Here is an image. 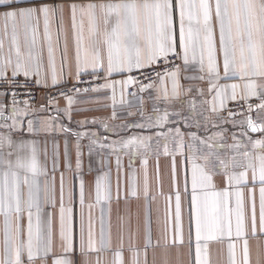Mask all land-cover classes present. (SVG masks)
Masks as SVG:
<instances>
[{
    "label": "snow or ice",
    "instance_id": "1",
    "mask_svg": "<svg viewBox=\"0 0 264 264\" xmlns=\"http://www.w3.org/2000/svg\"><path fill=\"white\" fill-rule=\"evenodd\" d=\"M70 10L71 40L69 46L68 33L64 32L63 3L49 2V0H0V22L3 24V36L7 37L11 30V44L7 55L3 54L4 40L0 39V82L9 86L16 83V77L23 75L26 81L35 77V85L41 88H57L64 84V68L68 66L71 57L75 63L76 82L79 83L82 74L91 75L94 80L103 79L104 83L97 84L84 92H100L110 89L112 92L113 113L116 119L115 94L117 86L120 88L121 103H127L124 96L131 95L138 98L137 92H130V86H137L139 80L133 73H144V79H150L145 69L158 66L162 61L165 68L163 74L159 71L156 76L161 83L167 76L172 80V98L178 97L180 85L178 77L182 70L187 71L190 65L198 66L200 73L207 72L209 77V92H215L211 111L219 113L227 102L242 100L247 115L243 112L229 111L224 122L234 125V117L244 115L240 125H246L241 132L247 143L238 140L232 134L233 144L228 147L232 155L222 156L220 150L225 146L218 141L223 139L222 133H213L201 138L196 132L187 135L193 143L188 145L191 155L187 158L191 172V207H190V247L191 229L195 233V264H210L208 259V243L227 234L237 239H243L242 261L236 259V244H229V264H251L248 242V222L250 220L251 234L264 235V138L253 140L248 132L261 133L264 136V0H116V2H101L77 4L67 6ZM59 15L56 47H53L51 28ZM79 18V23H78ZM88 21V34L85 36L84 19ZM178 18V42L176 22ZM43 22V39L47 48L48 73L43 71V63L39 47V25ZM218 29V42H217ZM23 31L25 36L26 52L22 53L18 43V32ZM64 33V49L61 54V70L56 71V52L59 51V37ZM175 61H181L176 64ZM169 65H173L169 67ZM221 66L223 75L221 76ZM11 71V77L7 75ZM103 74V75H101ZM114 75L123 79H112ZM186 79L203 80L204 75L185 77ZM239 79L238 83H217L221 79ZM50 80V83H49ZM258 81H261L258 83ZM23 87V85H21ZM75 87V86H73ZM151 84L139 86V93L151 88ZM73 89L64 90L61 87L59 95L67 104L61 111L71 122V109L74 103L73 96L69 94ZM7 91V90H6ZM81 89L75 88L79 94ZM191 92L189 88L185 90ZM203 95L202 89L196 90ZM5 92H0L4 96ZM30 95V93H29ZM16 93H12V106L5 114V105L0 102V217H3V256L0 264H76L75 255L83 257L81 264H101L99 257L94 262L88 259L89 253L99 252L110 247L111 237L105 236L102 229L99 245L94 237L91 215L88 218L87 238H85V221L83 207L85 202L84 182L81 179L83 172V151L80 141L89 140L88 155H93L94 149H109L116 154V167L119 174L121 160L119 153L129 154V167L132 157L142 155L151 148L152 136L130 135L109 141L108 136L100 137L97 132L76 131L75 162L70 157L67 140L64 147V171L59 178V248L60 254L53 251L54 232L52 213H47L46 221L42 219L44 209L40 204L39 177L43 176L44 204L55 208L56 183L55 175L49 177L46 165L41 164L36 142L26 140L22 133L35 134L41 130L48 131L59 127L64 132H71L67 126L56 125L58 116H49L39 120V126L33 119L27 120V128L23 127V118L30 113L29 102L24 101V108L17 107ZM165 90L163 99L167 100ZM141 108L143 97H139ZM156 99H160L159 96ZM259 103H249L250 100ZM49 104L56 102V97L47 96ZM191 116H195L196 101L190 100ZM218 105V106H217ZM33 111H36L33 109ZM39 111H48L47 105L41 104ZM257 113V119L251 113ZM153 106V117L147 118V123L136 122L120 125L124 129H162L168 124L170 116L180 117L172 123H183L184 127L191 128L190 117L181 116L179 111L169 113L167 109L163 114ZM136 113L128 112L129 116ZM141 117L144 112L141 110ZM208 117H205L207 121ZM81 126L89 121H79ZM91 123H96L92 120ZM200 122L195 121V127L200 128ZM217 125L213 124V127ZM105 132L110 131L107 123H102ZM206 130V129H205ZM115 131V130H112ZM119 135V133H115ZM156 136H173L176 140V151L183 157L184 133L179 127L169 128L167 132L157 131ZM207 149L206 153L196 156L199 151L195 142ZM249 145L251 151L248 150ZM244 151H240L241 149ZM259 151H256V150ZM164 155H170L168 145H164ZM45 152V159H47ZM200 160L201 163L196 161ZM104 165L107 159L99 161ZM184 161H182V164ZM141 164L146 166L147 160L142 159ZM60 168L59 152L54 151L51 157V170L55 173ZM91 170V163L89 164ZM188 169L185 168V192H187ZM66 174L79 180V202L81 207L79 244L75 243V228L73 208V190L70 184L66 185ZM220 178L225 187L215 190L214 180ZM107 173L97 177L95 182L96 203L103 199H111V188L107 182ZM172 186L176 189L175 233L171 240L164 236V245L182 244L180 195L177 187L176 163L173 157L171 169ZM157 182L159 183V168H157ZM251 184L252 187L248 188ZM259 185V228L257 229V214L254 192ZM244 188H248L250 216L246 213ZM26 189V192L24 191ZM162 195V193H157ZM140 192L136 185L135 172L129 173V182L126 196L139 198ZM147 171L145 168L143 196L145 207L150 198ZM67 197V203H66ZM120 198L119 175L117 182V199ZM155 199L154 196L151 197ZM171 200V197H166ZM234 201V207L232 203ZM92 205H89L91 209ZM26 219V227L23 221ZM121 226L124 217H120ZM160 241L156 242L159 246ZM120 247H123L121 236ZM153 247L151 237V219L146 210L144 217V246L143 262L141 250L134 244L130 245V264H148L147 250ZM113 264H124L122 252L114 253ZM258 264L264 260L258 259Z\"/></svg>",
    "mask_w": 264,
    "mask_h": 264
},
{
    "label": "crops",
    "instance_id": "2",
    "mask_svg": "<svg viewBox=\"0 0 264 264\" xmlns=\"http://www.w3.org/2000/svg\"><path fill=\"white\" fill-rule=\"evenodd\" d=\"M49 2L63 3L65 5L64 13V32L68 33L69 46H72L71 40V20H70V10L68 5L72 3L86 4V3H101L109 2V0H49ZM116 2V0H112ZM3 9H0L2 11ZM79 23V18H78ZM59 27V15L57 21L52 25V43L53 47H56L57 42V29ZM178 18L176 22L177 30V42H178ZM84 30L85 36L88 34V21L87 18L84 19ZM218 29H217V42H218ZM0 39L4 40L3 54L7 55L9 47L11 44V30L7 37L3 36V24L0 22ZM65 36L62 32L59 37V51L56 52V71L57 74L61 70V54L64 49ZM18 43L20 45L22 53L26 52L25 47V36L23 31L18 32ZM38 50L41 53L43 71L45 74L48 73V62H47V48L44 44L43 39V22L39 25V47ZM181 67L183 69L182 63L180 61ZM198 66L190 65L187 71L182 70L179 77L178 83L180 85V95L176 98H172V80L165 76L163 83L158 79L151 88L147 89L143 93H139V89L136 91L138 93V98H133L131 95L124 96L123 99L127 103H121V93L120 88L117 86L115 99V112L116 119H112L113 113V101L111 99L112 92L110 89L102 90L100 92H86L80 93L73 96L74 103L71 109V122L67 119L64 113L61 111L59 114L56 109H64L67 107L65 99L56 100L54 104H49L43 99H39L34 104L28 105L29 115L23 118V127L27 128V120L33 119L37 122L39 126V120L45 119L49 116H58L56 120V125L63 124L71 129V132H64L56 127L55 129H50L48 131L41 130L35 134H28L26 131L22 133L23 138L26 140H33L36 142V147L39 153V160L41 164L46 165L49 172V177L55 175L56 183V199L57 204L55 208L49 207L44 204L43 201V184L44 177H39L40 183V204L44 209V214L42 219L46 221L47 213H52V223L54 232V247L53 251L56 255L60 254L59 248V178L60 172L64 171V147L65 141L68 143V150L70 157L75 162V142L76 137L72 133L76 131H87V132H97L102 138L104 136L109 137V141L120 139L122 137H127L130 135H150L152 136L151 148L149 151L143 153L142 155L133 156L131 167H129V154L124 151L119 153L121 160V168L118 174L116 167V154L112 153L109 149H101L96 147L94 149L93 155L89 157L88 155V144L89 140L84 138L80 141L82 146L83 155V172L81 174V179L84 182V195L85 202L83 207V215L85 221V238H87V224L89 215H91L94 237L97 241V247L99 248V240L101 231L103 229L105 236L111 237L110 247L104 248L99 252L89 253L88 259L90 262H94L97 257L100 258L101 264H113L114 253L117 250L122 252L124 264H130L131 254L129 251L130 245L134 244L135 247L141 250V261L143 262V246H144V217L147 210L151 219V237L153 241V247L147 250V262L148 264H195V233L194 229H191V247H190V207H191V172L190 165L187 164V158L189 155L193 154L190 152L188 145L193 143L190 141L187 133L196 132L201 138H206L213 133H222L223 139L218 141L225 147L220 150L222 156H229L233 154V151L228 147L234 143L232 139V134L235 133L238 140L247 143L245 137L241 136V132L246 130V125H240L238 122L245 118L244 115H237L234 120L237 123L234 125L231 122H224L227 117L221 115V110L218 114L211 111L212 105L206 103V101H213L215 92H209V77L207 72L200 73ZM75 63L74 60L69 59V64L64 68V84L66 85L70 82L76 80L75 77ZM7 75L11 77V71L9 70ZM83 75V74H82ZM204 75V79H186L185 77L190 76H200ZM223 75V69L221 66V76ZM124 77L119 75H114L112 79H123ZM15 79H25L24 76L18 75ZM31 80L35 81V77ZM261 81H258V83ZM50 83V80H49ZM220 85L238 83L243 85V81L237 79H221L218 81ZM62 85V86H63ZM191 88V92H186L185 90ZM197 89L203 90V95L198 94ZM165 90L168 93V99H163ZM159 96L160 99H156ZM139 97H143L144 104L141 108ZM190 100L196 101L195 116H191L192 109L189 105ZM239 100V99H238ZM255 100V99H254ZM259 103L258 100H256ZM0 102L5 105V114H8V110L11 108L12 104L8 103L6 98L0 96ZM228 102H231L229 100ZM227 102V103H228ZM47 105L48 111H39L40 105ZM19 108H24V104H17ZM153 106L160 110L159 114H163L164 110L167 109L169 113L179 111L181 116H188L189 124L193 126L191 128L184 127L183 123L175 124L172 121L180 119V117L170 116L169 123L166 124L162 129L152 128V129H124L120 128V125L127 123L145 122L147 123L148 117H153L155 119L156 114L153 113ZM218 106V105H217ZM35 109L36 111H33ZM141 110L144 112V116L141 117ZM136 113L133 116H129L128 112ZM247 115V114H245ZM264 116V113H261ZM205 117H208L205 121ZM254 120L257 119V113L252 116ZM89 121V123L81 126L79 121ZM92 120H96V123H91ZM195 121L200 122V128L195 127ZM102 123H107L110 131L105 132ZM213 124L217 125L213 127ZM179 127L184 135V149L183 157L176 151V140L173 136H156L157 131L167 132L169 128ZM206 129V130H205ZM115 130V131H112ZM115 133H119L116 135ZM253 140L264 138L261 133H251L248 132ZM168 145L170 155H164V145ZM196 151L194 154L196 156L206 153L207 149L199 144L198 141L195 142ZM248 150L251 151V146L249 145ZM54 151L59 152L60 168L57 172L52 173L51 170V157ZM240 151H244L242 148ZM256 151H259L258 149ZM45 152H47L48 158L45 159ZM173 157L176 163V175H177V187L180 195V209H181V228L183 243L182 244H171L167 246L164 245V236L167 235L168 239L171 240L175 233V212H176V189L172 186L171 180V169ZM107 159V164L104 165L99 163L102 159ZM146 159V166L141 164V160ZM182 161L184 163L182 164ZM197 163L202 161L197 160ZM91 163V170H89V164ZM145 168L147 171L148 186L150 191V198L147 202V209L145 207V200L143 196L144 187V174ZM157 168H159V183L157 182ZM185 168L188 169V183L187 192H185ZM135 172V180L137 188L140 192L139 198L127 197V189L129 182V173ZM107 173L108 184L111 188V199L108 201L101 200L100 203H96L95 194V182L97 177L104 176ZM119 175V185H120V198L117 199V182ZM215 190H222L225 185L220 178L214 180ZM70 184L73 190V202L71 205L73 208L74 216V228H75V243L79 244V227H80V214L81 207L79 202V180L71 177L70 174H66V185ZM252 185L249 184L248 188ZM248 188H244L245 193V207L246 213L250 216L249 210V196ZM26 192V189H24ZM162 193L158 195L157 193ZM154 196L155 199L151 197ZM171 197V200H167L166 197ZM254 198L256 203V214H257V229L259 228V185H256L254 192ZM67 203V197H66ZM92 205L89 209V205ZM234 207V201L232 203ZM120 217H124V223L121 226ZM26 227V219L23 221ZM121 236L123 237V247H120ZM248 242L249 256L251 264H258L259 260H264V235H260L257 231V235L253 236L251 234L250 220L248 222V234L246 236ZM160 241L159 246H156V242ZM208 243V259L210 264H229V244H236V259L237 261H242L243 258V239H237L235 234L230 238L225 234L216 240L209 241ZM3 256V217H0V258ZM52 257L48 258V264H51ZM76 264H81L83 257L78 253L75 255ZM36 264H40L39 261Z\"/></svg>",
    "mask_w": 264,
    "mask_h": 264
},
{
    "label": "built area",
    "instance_id": "3",
    "mask_svg": "<svg viewBox=\"0 0 264 264\" xmlns=\"http://www.w3.org/2000/svg\"><path fill=\"white\" fill-rule=\"evenodd\" d=\"M175 63L180 64V61H175ZM172 66L173 65H169V67ZM164 68L165 66L161 61L158 66L154 67V69L153 68L145 69V72L150 77V79H144V73H133V75L136 76L137 79L139 80V84L137 86H130L129 91L136 92L139 89V86L143 84L153 85L159 79L156 76V72L159 71L163 74ZM98 83L102 84L104 83V80L102 78L99 79L98 81L94 80V78L91 75H87V74L81 75L79 83H77L75 80L73 82H70L66 85L57 88H41L35 85L34 80L26 81L25 79H16V83L12 84L11 86H9L5 82H0V92H5V95L3 97L6 98L7 102L10 104H12L13 92L16 93L15 99L17 101V104H24L25 100H27L29 104H34L39 99H43L45 102H48L47 96L49 94L55 96L56 100L64 99L62 96L59 95V92L61 91V87H63L64 90L73 89L71 92H69V94L74 96L77 95V93L75 92V88L81 89L80 93H86L83 91V89L85 88L91 89L93 87H96ZM21 85H23V87H21ZM88 92H92V91H88ZM243 103L244 102L242 100L228 102L224 107L223 111L221 112V115L223 117H228L229 111L243 112L244 114H247L246 109L243 107ZM249 103L256 104L257 101L252 99L249 101ZM254 114L255 111L251 113L252 116Z\"/></svg>",
    "mask_w": 264,
    "mask_h": 264
}]
</instances>
